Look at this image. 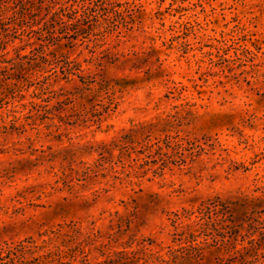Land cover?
I'll return each mask as SVG.
<instances>
[{"label":"rangeland","instance_id":"374dc122","mask_svg":"<svg viewBox=\"0 0 264 264\" xmlns=\"http://www.w3.org/2000/svg\"><path fill=\"white\" fill-rule=\"evenodd\" d=\"M35 1L41 9L33 29L48 28L57 6L81 5ZM105 1L108 8L98 10L87 31L46 45L51 61L41 62L36 50L34 66L0 72L1 131L24 120L40 86L74 87L62 67L66 59L97 71L94 58L102 49L134 58L118 71L128 84L85 109L87 123L79 119L61 135L29 126L0 134V171L16 169L0 173V264H38L42 241L71 221L107 229V211L129 214L124 202L130 198L137 213L128 229L122 225V239L132 237V248L164 253L178 247L175 233L197 220L202 204L218 199L224 205L217 220L206 213L196 240L204 247L203 263L264 264V0ZM73 15L56 17L57 36L72 33L63 21ZM5 33L0 53L8 51L6 57H15L14 46L28 54L38 41L33 32L28 42L19 25ZM77 111L84 109L70 110L65 119L73 121ZM64 148L76 151L73 169L91 166L88 179L55 175ZM93 193L98 199L87 209L71 205L92 201ZM63 240L52 241L53 250ZM21 244L23 255L5 253ZM83 249L91 262L99 255L91 241Z\"/></svg>","mask_w":264,"mask_h":264},{"label":"trees","instance_id":"16d2710c","mask_svg":"<svg viewBox=\"0 0 264 264\" xmlns=\"http://www.w3.org/2000/svg\"><path fill=\"white\" fill-rule=\"evenodd\" d=\"M80 1V7L74 4L68 6L62 4L57 6L53 11L50 23L47 25L49 29L42 25L33 29L30 27L32 22L36 21L37 12L41 9L40 1L0 0V41H6L7 33L5 32L10 24L19 25L21 31L26 33L28 42L31 41V34L33 32L38 33V41L35 42V47L31 49L29 52L30 54H21L18 46H14L13 48V50H15V57H6L8 51L0 53V56H5L0 61L4 63V65H2L3 67L0 65V72H6V70L8 71L10 69H19L22 71L24 67L34 66L37 57H39L41 62L48 63L51 59H49L48 53H46L44 49L47 44H54V41L61 40L62 38L70 40L78 33L87 31L90 25L92 26L93 22L96 23L98 21L97 17L100 15L98 10L104 11L109 5L105 0H101L99 4H93L92 1L89 0ZM51 2H55V0H51ZM70 12L74 14L73 17H70L73 20H65L63 22L64 26L70 27L72 33L65 32L64 35L57 36L55 34L56 17L63 18V16H67ZM105 15L107 16V14ZM104 19L108 20L109 17ZM23 24L29 26V28L27 30L21 28ZM0 49L4 50L5 47H0ZM36 50L39 52V54L36 55L37 57L31 56ZM99 52L102 53V55L94 58L97 65L100 67L97 71H93L89 66L81 68L76 64L74 58L66 59L62 67L68 73L67 80L74 81V87L70 89L59 86L57 89H52L50 83H46V85L42 87L40 86L38 88L40 91L36 94L38 101L30 102L31 108L24 116V120L18 125H16L14 120L9 126H2L0 134H8L13 131L21 134L26 130L27 126H29L31 129H38V132H40L43 127L47 130L48 134L56 132L61 135L62 129H66L67 126H74L75 122L79 119L87 123V119H85L87 112L85 109H93L97 98L108 95L110 89H114L116 86H126L128 82L125 81V76H120L118 71L123 69L127 63H134V61H132L134 58L129 56V54L113 53L108 48L102 49ZM25 58L32 60L23 61ZM7 62L11 65L8 66ZM76 77L78 78V82L75 81ZM78 108L84 109V112L81 113L77 111L74 113L76 119L71 122L67 121L65 117L72 115L68 114V112L70 110L75 111ZM54 118H57V121ZM63 150L67 154L64 155L62 167L55 172V175L60 179L66 180L68 177H71L72 172H74L78 180L80 179L78 176H80L82 180L88 179L91 166L86 165L82 170L78 168L73 169L70 165L75 161L73 157L76 151H72L71 148H64ZM15 170V167H12L11 169H3L0 173L7 176L8 173L15 172ZM93 195L92 201L82 199L78 203H71V205H76L78 209H87L98 199L97 194L93 193ZM218 201V199L209 200L197 208V212L200 214L197 220L191 224L182 226L181 229L175 233L177 237L175 240L179 242V246L176 248H169L164 253L147 252L145 246L132 248V237L122 239L130 225L129 217L131 215L135 216L137 213L136 200L130 198V201L124 202L126 207L129 206L131 208L129 214H123L118 210L107 211L108 226L105 230L93 226L86 230L81 224L72 221L67 223L65 228L60 225L56 230L51 231V236H48V239L42 241V249L45 253L43 256L35 259L38 261V264H205L202 261L204 259V247L196 240L199 237V228L202 226L201 221L205 219L206 213H214V219L217 220L220 211L218 205H224L223 202L218 204ZM104 212L105 210L101 213ZM211 217L212 216H209L210 220L212 219ZM220 219L221 221H225L223 218ZM93 223L94 221L91 222V224ZM124 223L127 225V229H122ZM213 224L215 225L214 229L217 230L216 225L219 223L217 222L215 224V222H213ZM80 235H82L83 238L78 240ZM59 236L63 237L64 243H61L53 250L51 243L55 239H58ZM65 238L68 239L65 240ZM103 239H105V241ZM73 240L75 241V245L73 248H70L67 244L74 242ZM88 241L93 242L95 248L99 252V255L93 258L95 259L94 262L88 260V252H85L83 249L84 244ZM62 246H65V248H62ZM25 248L26 245L23 244H21L20 247L18 246V248L17 246H7L5 248V253L8 256H18L17 253L21 252L23 255L24 252H22V250Z\"/></svg>","mask_w":264,"mask_h":264}]
</instances>
